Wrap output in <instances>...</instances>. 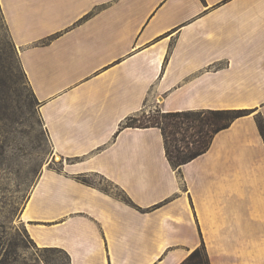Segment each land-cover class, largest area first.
<instances>
[{"label":"crops","instance_id":"1","mask_svg":"<svg viewBox=\"0 0 264 264\" xmlns=\"http://www.w3.org/2000/svg\"><path fill=\"white\" fill-rule=\"evenodd\" d=\"M60 170L22 223L69 264H264V0H0ZM162 112L249 110L173 169ZM97 176L120 195L77 178Z\"/></svg>","mask_w":264,"mask_h":264},{"label":"rangeland","instance_id":"2","mask_svg":"<svg viewBox=\"0 0 264 264\" xmlns=\"http://www.w3.org/2000/svg\"><path fill=\"white\" fill-rule=\"evenodd\" d=\"M156 110H160L156 102L148 101L133 117V124H143ZM61 166L22 70L19 50L0 12V264H69L60 250L38 248L21 220L24 205L41 173L60 170ZM85 180L120 195L100 177L89 176Z\"/></svg>","mask_w":264,"mask_h":264},{"label":"trees","instance_id":"3","mask_svg":"<svg viewBox=\"0 0 264 264\" xmlns=\"http://www.w3.org/2000/svg\"><path fill=\"white\" fill-rule=\"evenodd\" d=\"M251 113L249 110L240 109L182 112L156 110L152 116L144 119L143 124L134 125V118L130 117L123 127L159 129L163 138L166 159L173 169H179L180 166L205 153L218 132L228 128L236 119ZM255 121L264 141V120L257 115ZM77 179L82 183L90 184L84 176H79ZM181 264H210L204 246L194 250Z\"/></svg>","mask_w":264,"mask_h":264}]
</instances>
